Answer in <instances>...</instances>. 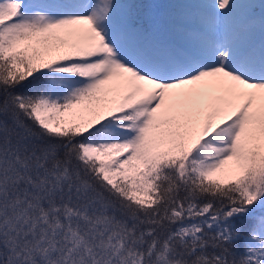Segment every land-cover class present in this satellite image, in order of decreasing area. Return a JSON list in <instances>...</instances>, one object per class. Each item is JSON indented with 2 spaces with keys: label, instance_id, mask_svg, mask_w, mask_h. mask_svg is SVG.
Returning <instances> with one entry per match:
<instances>
[{
  "label": "snow or ice",
  "instance_id": "1",
  "mask_svg": "<svg viewBox=\"0 0 264 264\" xmlns=\"http://www.w3.org/2000/svg\"><path fill=\"white\" fill-rule=\"evenodd\" d=\"M0 0V264H264V0Z\"/></svg>",
  "mask_w": 264,
  "mask_h": 264
},
{
  "label": "rangeland",
  "instance_id": "2",
  "mask_svg": "<svg viewBox=\"0 0 264 264\" xmlns=\"http://www.w3.org/2000/svg\"><path fill=\"white\" fill-rule=\"evenodd\" d=\"M136 0L137 3H142L143 5L145 4V7H143L140 10L141 12V18L143 20H150L148 17L153 18L154 20L158 18L156 12L152 9V5L154 4H163L165 8L170 10V6L176 3H182V2H188V0ZM168 10V11H169ZM167 11V13H168ZM166 21L158 20L154 25L158 26L161 29H164L167 27L168 20H167V15L164 17Z\"/></svg>",
  "mask_w": 264,
  "mask_h": 264
}]
</instances>
